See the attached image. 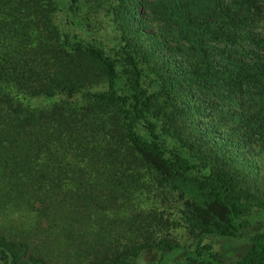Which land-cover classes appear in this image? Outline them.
<instances>
[{"label":"trees","instance_id":"16d2710c","mask_svg":"<svg viewBox=\"0 0 264 264\" xmlns=\"http://www.w3.org/2000/svg\"><path fill=\"white\" fill-rule=\"evenodd\" d=\"M14 212L0 264H264V0H0Z\"/></svg>","mask_w":264,"mask_h":264},{"label":"rangeland","instance_id":"374dc122","mask_svg":"<svg viewBox=\"0 0 264 264\" xmlns=\"http://www.w3.org/2000/svg\"><path fill=\"white\" fill-rule=\"evenodd\" d=\"M23 227L21 223V217L17 216V213H9L8 215H4L0 213V232L3 234H9V235H14V233L19 232V228ZM264 228V225L261 227ZM179 233V238H181L182 232ZM19 236V235H18ZM30 238L34 243H38L41 238H35L33 235H30ZM182 241V239L180 240ZM64 249L63 246L60 247L61 255H56L59 260L64 261V264H68L67 259L65 258L64 255Z\"/></svg>","mask_w":264,"mask_h":264}]
</instances>
